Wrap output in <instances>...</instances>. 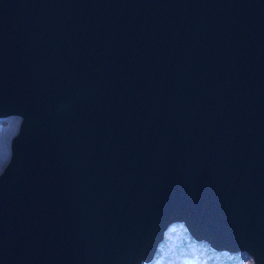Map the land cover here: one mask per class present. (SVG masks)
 Wrapping results in <instances>:
<instances>
[{"label":"water","instance_id":"1","mask_svg":"<svg viewBox=\"0 0 264 264\" xmlns=\"http://www.w3.org/2000/svg\"><path fill=\"white\" fill-rule=\"evenodd\" d=\"M11 116L0 264H264V0H0Z\"/></svg>","mask_w":264,"mask_h":264},{"label":"rangeland","instance_id":"2","mask_svg":"<svg viewBox=\"0 0 264 264\" xmlns=\"http://www.w3.org/2000/svg\"><path fill=\"white\" fill-rule=\"evenodd\" d=\"M13 120L16 121V122L14 121V124L11 123ZM15 123H17V125H15ZM20 124H21V117L20 116H11V117H8L6 119H0V140L2 139L0 141V157L2 156L1 157L2 160L0 158V167H1L0 168V174L4 171L5 167L8 165V163L10 161L11 141L18 134ZM14 127L16 128V130L13 132L12 131L10 132L11 128H14ZM5 139H6V141H5ZM1 150L2 151L5 150V151H3V155L1 154ZM185 232H187V229H186V227L183 226V224L173 225L165 235V241H166V245H167L166 250H164V252H162L161 255L159 254L160 256L159 255L156 256L159 252L161 253V251L164 249V247H163V249L161 251L156 253L154 260L151 263H147V264H169L168 263L169 253L172 250L173 251L175 250L178 242L181 239L186 238ZM236 254H237V264H254L252 257H250L248 254H246V253H236ZM143 264H146V263H143ZM188 264H198V262H196V263L195 262H188ZM202 264H208V263L203 262Z\"/></svg>","mask_w":264,"mask_h":264},{"label":"trees","instance_id":"3","mask_svg":"<svg viewBox=\"0 0 264 264\" xmlns=\"http://www.w3.org/2000/svg\"><path fill=\"white\" fill-rule=\"evenodd\" d=\"M180 225V224H179ZM184 226V225H183ZM185 227V226H184ZM186 238L181 239L175 250L169 253L168 263L169 264H188V262H198L202 264L207 262L208 264H237V254L229 253L224 251H214L210 245L206 242L195 241L188 232H185ZM165 245V246H164ZM164 247V249H163ZM166 241L161 243L158 248L159 254L161 255L166 250ZM159 255V256H160ZM247 256V255H246ZM248 257V256H247Z\"/></svg>","mask_w":264,"mask_h":264},{"label":"bare ground","instance_id":"4","mask_svg":"<svg viewBox=\"0 0 264 264\" xmlns=\"http://www.w3.org/2000/svg\"><path fill=\"white\" fill-rule=\"evenodd\" d=\"M14 121H15V120H13L11 123L14 124ZM15 122H16V121H15ZM15 125H17V123H15ZM15 127H16V126H15ZM15 127H14V128H11L10 132H11V131H12V132L15 131V130H16ZM2 138H3V137H2ZM1 140H2V139H1ZM1 140H0V141H1ZM5 141H6V139H5ZM11 142H12V141H11ZM2 148H3V147H2ZM3 151H5V150H3ZM3 151L1 150V154H2V155H3ZM1 157H2V156H1ZM1 157H0V158H1ZM3 157H4V156H3ZM5 158H6V157H5ZM1 160H2V158H1ZM0 168H1V167H0Z\"/></svg>","mask_w":264,"mask_h":264}]
</instances>
